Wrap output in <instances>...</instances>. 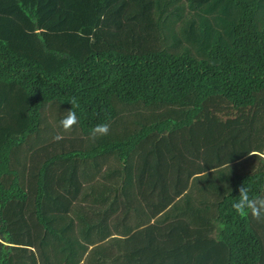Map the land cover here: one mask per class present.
Listing matches in <instances>:
<instances>
[{"label":"trees","instance_id":"1","mask_svg":"<svg viewBox=\"0 0 264 264\" xmlns=\"http://www.w3.org/2000/svg\"><path fill=\"white\" fill-rule=\"evenodd\" d=\"M243 184L264 194V0H0V264H264Z\"/></svg>","mask_w":264,"mask_h":264},{"label":"clouds","instance_id":"2","mask_svg":"<svg viewBox=\"0 0 264 264\" xmlns=\"http://www.w3.org/2000/svg\"><path fill=\"white\" fill-rule=\"evenodd\" d=\"M71 109L65 112V116L59 121V127L63 132H70L72 128L78 123V118L75 108L79 107V102L76 97H72L69 101ZM110 131L109 123H101L90 130L89 139L95 141L96 139L108 135ZM56 141L63 139L62 135L54 137ZM251 189L245 184L238 189V197L232 203V210L237 216L247 217L251 216L257 221L264 219V194L250 195Z\"/></svg>","mask_w":264,"mask_h":264},{"label":"crops","instance_id":"3","mask_svg":"<svg viewBox=\"0 0 264 264\" xmlns=\"http://www.w3.org/2000/svg\"><path fill=\"white\" fill-rule=\"evenodd\" d=\"M57 150H59V149H57ZM47 156H48L47 154L40 156L41 161H43ZM85 183H86V182L84 181V185H83V187H87V186H89L88 183H86V184H85ZM83 192H84V191H83ZM80 195H81V196H84L85 194H80ZM81 196H80L79 198H81ZM84 198L87 199V201L90 200L88 196H86V197H84ZM91 248H92V247L90 246V247L88 248V250H90ZM78 264H86V262H85L84 260H81Z\"/></svg>","mask_w":264,"mask_h":264}]
</instances>
